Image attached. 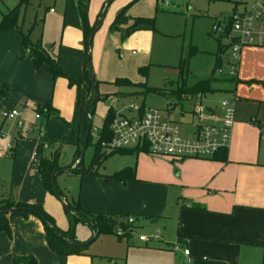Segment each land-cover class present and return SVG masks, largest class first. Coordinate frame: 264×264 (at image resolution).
<instances>
[{
  "label": "crops",
  "instance_id": "obj_1",
  "mask_svg": "<svg viewBox=\"0 0 264 264\" xmlns=\"http://www.w3.org/2000/svg\"><path fill=\"white\" fill-rule=\"evenodd\" d=\"M131 1L133 0H111V3L105 5L107 0H89L87 20L90 26L95 23L99 11L105 6L101 22L92 36L90 48L94 78L100 82L99 93L106 91L117 95L131 93V90L127 89L129 86L111 85L115 78H127L133 83H140L132 81L128 72L116 71L118 65H114L113 57L108 51L113 48V43L116 44L118 35L121 36L120 31L109 28L117 12L129 5L126 9L128 22L124 26L121 25V28H126L131 24V18H135L131 16L134 14V6L143 3L150 10L153 3V0H136L132 3ZM60 2L63 21L58 37V64L67 75L81 78L84 86L77 92L74 86L68 85L66 79L61 77L51 79L46 72L45 64L35 69L33 54L27 53V56L21 59L20 56L26 50L21 45L20 35L6 30L0 32V90L4 93L0 99V110L18 105L12 96L14 94L12 92L18 90L21 91L22 96L26 95L28 99L36 101L35 103L49 102L68 122V128L63 125L61 140L63 139L64 143L68 141L75 151L76 136L79 135V138L83 136L87 124L85 112L83 120L79 121L81 119L79 104L81 102L83 104L82 96L90 86V78L83 67V35L76 7L77 0H60ZM49 10L54 12L52 7ZM141 31L143 30L135 31L136 35L140 36ZM126 37L121 45L124 50L131 46V33ZM139 45H144L142 40H139ZM130 52L134 55V51ZM123 62L119 61V63ZM125 64L130 70L131 63ZM134 64H139V61ZM110 73L113 74V78L106 75ZM109 85L116 89L114 91L105 89ZM262 97L264 96L259 98ZM208 109L207 113L220 115L219 107ZM49 117L56 119L53 116ZM72 121L77 123L71 125ZM68 129L70 134L68 133L69 137L66 139ZM44 138L46 139L45 133ZM51 147L53 148L54 145L51 144ZM136 149L138 151L134 150L129 154L115 153L129 156V159L121 165L133 167L135 179L144 181L150 191L155 192L157 188H161L166 192L173 191L176 196L174 207L168 213L169 221H172L175 227V240L168 242L159 234L157 237L159 243L155 247V251H158L157 258L144 264H264V120L234 115V123L229 132V143L225 148L226 161H218L212 159L213 157L174 158L153 154L148 149L147 151ZM10 156L19 167L24 165L29 178L38 177L43 187L37 198L28 197L22 185H19V180H15L21 187L19 200L28 202L27 204L40 205L53 218L56 227L64 232L67 231L69 220L64 212V200L51 197V194L45 190L37 170L38 164L36 169L32 168L28 171L24 155L16 148L12 149ZM30 156L34 158L37 155L32 153ZM131 157L136 159L134 166H131ZM101 177L103 183L102 180L88 178L82 181L78 203L82 208L90 211L134 216L135 222L131 224V232L124 236L125 243L130 245L138 217L148 218L152 223L159 221L162 218L160 213L165 204V197H156L149 202V207H145V200H139L134 193L121 190V185L124 189L127 188L126 183L113 181L110 176L101 175L100 179ZM82 225L88 232L82 236L78 235L79 237L76 236V226H74V237L80 242L94 235L87 225ZM98 237L99 235L92 242ZM115 237L117 241L122 240L121 237ZM102 240L110 242L109 239ZM138 242L142 241L138 240ZM184 249L189 251V262L183 253ZM28 255H32L37 264H100L105 256L99 249H86L82 254H55L47 245L39 218L18 209L4 210L0 213V264H13L14 256Z\"/></svg>",
  "mask_w": 264,
  "mask_h": 264
},
{
  "label": "rangeland",
  "instance_id": "obj_2",
  "mask_svg": "<svg viewBox=\"0 0 264 264\" xmlns=\"http://www.w3.org/2000/svg\"><path fill=\"white\" fill-rule=\"evenodd\" d=\"M19 1L0 0V19L1 14L6 13L7 9L16 7ZM254 1L188 0L184 2L182 0H157L155 5V0H153L150 10L143 3L134 6V14L131 16L153 17L155 29L153 31L143 30L140 36L136 35L137 32L131 33V46H128L127 50L121 48L127 37L122 38L118 35L116 44L113 43V48L108 49V51L113 57L114 65H118L116 71L128 72L132 81L143 84L128 87L127 89H130L131 93L125 95H117L109 91H106V93L97 91L99 99L90 104L91 136L84 150L82 165L84 167L90 165L94 144L98 140L102 122L110 108L118 111L130 103L135 105L144 104L146 108H157L162 111L168 108L170 114H165V116L181 124V136L190 137L196 122L191 111L194 104H198V101L195 100V96L190 94H180V97L176 95L175 92L181 86V83H185L188 87L198 81L212 78L210 83L212 91L201 95V106L203 108L215 109L219 107L221 101L227 99L234 102V115L247 119L256 117L264 120V97L259 98L264 96V46H245L239 54L240 60L234 75L230 71L228 49L224 52L221 51V64L218 69L214 70V53L218 44L221 46L226 41L223 37H220L219 32L213 31V25L223 24L232 11H242L244 7L249 8ZM51 7L54 12H50L49 8ZM62 21L60 0H55V2L54 0H28L26 5L20 4L18 7L17 26L30 39L39 40L41 47L51 56H56L59 49L58 37ZM127 22L128 20L125 24ZM6 30L18 34L12 29H5L0 32L3 33ZM139 40L143 41V46L139 45ZM130 51H134V55ZM25 55L27 56L26 51L20 58L23 59ZM181 57L187 58L182 76L179 69ZM119 61L124 62L119 63ZM137 61H139V64H134ZM125 63H131V66L129 65L130 70ZM138 68L144 70L145 74L142 75ZM90 70L93 73L91 54ZM85 71L89 75L88 68ZM106 75L110 78L114 77L111 73ZM145 85L162 90V92L165 91V95L156 92L147 95L141 94ZM98 87L100 88V86ZM7 88L9 89V87ZM105 89L114 91L116 88L109 85ZM12 93H14L12 96L16 99L18 105L5 109H15L20 114L18 119L26 120V124L33 121L35 113H39L46 134V141L40 140L35 133L20 130L16 127L14 121H4L0 116V197L22 201L19 200V188L22 187L28 197L37 198L43 187L38 177L37 179L29 178L24 165L19 167V165H16L17 162L14 163V160L10 158L12 151L7 150V144L11 139L14 138L13 148L24 155V162L27 164L28 171L32 168L36 169L41 157H48L47 155L50 154L49 156H51L56 152L59 155L58 166L60 169L75 167L76 161L71 160L74 152L73 147L68 144L67 140V143H64L63 139L61 140L64 132L63 124L52 117L42 115L35 108L34 103L36 101L30 100L31 98L28 99L26 95L22 96L20 90ZM254 99H262V101L258 100V102ZM79 109H81L79 110L81 112L79 121H81L83 115H85L82 102L79 104ZM76 123L72 121L71 125ZM80 129H82V126ZM68 133L70 134L69 129L66 139L69 137ZM81 140L82 136L79 138V135H77L74 142L76 148ZM51 144L54 145L53 148ZM32 153L37 156L30 158ZM127 159H129V156L113 154L100 165L95 166L93 174H85L81 177L68 174L69 171L67 173L64 171L59 172L54 177V184L61 198H58L57 195H51V197L61 201L62 199L78 201V194L85 178L100 181L102 180V177L100 179L101 175L112 176L114 172L126 167L121 164ZM131 160V166H134L136 159L131 157ZM131 168L134 170L133 167ZM135 178L134 171V176L124 180V182L116 179H113V181L126 183L127 188L124 189V186L121 185V190H127L130 194L134 193L139 200H145V207H149V202L156 197H165V204L160 213L162 218L152 223L148 218L138 217L136 228L132 232L130 245L125 243L124 236L121 237L122 240L117 241L115 234L99 235L96 240L88 245L87 249H99L100 253L105 255L100 264H144L145 262H152L157 258L158 251H155V247L159 243L157 238L159 234L168 242H174L175 240V227L168 218V213L174 207L176 200L174 192H166L161 188H157L155 192H152L147 188L144 181ZM15 180H19V185L22 186H18ZM103 182L102 180L101 183ZM9 198H1L0 205H3L1 201L8 202ZM75 226L76 236H82L88 232L86 227L80 223ZM139 235L145 236L148 241L138 242L137 237ZM102 239H109L110 242L107 243Z\"/></svg>",
  "mask_w": 264,
  "mask_h": 264
},
{
  "label": "trees",
  "instance_id": "obj_3",
  "mask_svg": "<svg viewBox=\"0 0 264 264\" xmlns=\"http://www.w3.org/2000/svg\"><path fill=\"white\" fill-rule=\"evenodd\" d=\"M111 0H107L105 3H110ZM136 1V0H133ZM131 1V3L133 2ZM28 3V0H20L19 4L16 7L10 8L6 10V13L1 15L0 19V31L5 29H12L16 31L20 37H21V45L26 50L27 53L33 54L35 56V60L33 62V67L35 69H39V67L42 64L46 65V72L51 77V79L56 78H64L67 80V83L69 86H74L77 90V92L81 89V87L84 86V82L81 80V78H74L72 76L67 75L59 66L57 55L51 56L48 54L47 51H45L40 44V41H31L27 34L23 33L21 29L16 24V17L18 12V7L20 4L26 5ZM89 0H77L76 7L77 12L79 16V21L81 25V31L83 35V48H84V61H83V67L84 69L88 68V72H90V48H91V41L92 36L97 29L99 23L101 22V19L104 15V7L99 11L97 15V19L93 25H89V22L87 20V10H88ZM129 5L124 6L121 8L114 20L110 23V30H118L120 31L121 37L124 38L128 36L130 33H133L137 30H151L153 31L155 29L154 25V18L153 17H135L131 18V24L128 25L126 28H121V25L125 24V22L128 20V16L126 15V9ZM228 44H222L221 46L218 44L217 50L214 53L215 56V66L214 70L218 69L221 61H220V53L221 51L224 52L228 48ZM187 58H180L179 61V69L180 74L182 76L184 67H185V61ZM138 71L144 75L145 71L141 70V68H138ZM92 73V72H91ZM93 80L90 81V86L85 94L82 96V101L88 97L89 90L91 85H93L94 93L90 100L89 106H88V113L90 112V104L92 102L99 99L98 97V84L100 83L94 78V74L92 73ZM212 78L209 80H201L196 82L195 84L191 86H186L185 83H181V86L177 88L176 95L180 97V94H190L192 96H195L197 93H205L212 91L211 83ZM107 84V83H106ZM143 83H133L127 78H115L113 82H111V85L113 86H138ZM151 92H156L159 94L165 95V91L162 92V90L154 89L151 87H143V90L141 94L147 95ZM3 94V91L0 90V96ZM36 110H38L42 115L49 117L53 116L57 120H59L63 125L68 128L69 124L66 122L56 111L55 108L52 107V105L49 102L44 103H34ZM39 114V113H38ZM114 114V110L110 108L102 122L101 131L98 137L97 142L94 144V151L92 154L91 162L89 167H84L82 165V161L77 163L76 166L69 172L71 174L76 175H85V174H93V168L95 166L100 165L108 156L113 155L115 153L119 154H129L132 151L136 150V148H125L117 151H106L104 146L102 145L103 142H105L109 138L108 133V122L111 119V117ZM91 132L88 135L87 143L90 139ZM40 140H45V138H41ZM46 141V140H45ZM87 145V144H86ZM81 143L79 146L75 149L73 153V162H75L80 153ZM141 151H147L146 148H138ZM58 152L54 153V155L48 156V157H41L38 162V173L41 177V180L43 182V186L45 190L51 194L56 195L53 184L50 180L51 174L55 171L61 170L58 166ZM212 159L218 160V161H226V150H219ZM134 176V170L130 167L123 168L119 171H116L110 176L111 179H116L120 182H124V180L133 177ZM62 194V193H61ZM3 205H0V213H3L4 210L9 209H18L23 211L25 214H32L40 219L44 233L47 245L51 251H53L55 254L58 255H67V254H82L86 251L87 246L92 242V240L100 235V234H112L114 235V231L117 227H121L125 230H129L131 232V225L126 222L127 217H131L128 215H121V214H114V213H104V212H96V211H90L82 208L78 201H69L67 199L64 200L63 208L64 212L69 220V229L67 231H62L58 227L55 226L53 218L43 210V208L40 205H34V204H27L22 203L18 201H14L12 199L7 201H1ZM134 217V216H133ZM77 223H82L87 225L92 231L93 236L89 238L86 241L80 242L77 241L74 237V226ZM9 233V231L7 230ZM65 235L70 241L77 245H70L61 235ZM13 264H37L35 258L32 255L28 256H14L12 260Z\"/></svg>",
  "mask_w": 264,
  "mask_h": 264
},
{
  "label": "built area",
  "instance_id": "obj_4",
  "mask_svg": "<svg viewBox=\"0 0 264 264\" xmlns=\"http://www.w3.org/2000/svg\"><path fill=\"white\" fill-rule=\"evenodd\" d=\"M213 31L219 32L220 37L229 45L230 71L234 75L244 46H264V0H255L249 8L244 7L242 11H232L223 24L213 25ZM201 95L202 93L195 95L198 104H194L191 114L196 122L190 137L181 136V124L165 116L170 114V109L162 111L130 103L122 110L114 111L107 126L109 138L102 145L109 152L125 148H146L160 156L212 158L229 143V132L234 123V102L227 99L221 101L220 115L217 116L207 113V109L201 106ZM0 116L4 121H14L20 130L35 133L40 139L44 137V126L38 113L34 114V121L27 124L18 119L20 114L15 109H1ZM13 139L7 144L8 151L13 149ZM126 222L131 225L135 218L127 217ZM128 232L129 230L117 227L114 234L123 237ZM137 238L142 242L148 241L143 235ZM183 253L189 262L188 249H184Z\"/></svg>",
  "mask_w": 264,
  "mask_h": 264
},
{
  "label": "water",
  "instance_id": "obj_5",
  "mask_svg": "<svg viewBox=\"0 0 264 264\" xmlns=\"http://www.w3.org/2000/svg\"><path fill=\"white\" fill-rule=\"evenodd\" d=\"M92 38V37H91ZM89 78H90V81L93 80V76H92V73H91V70L89 72ZM93 93H94V88H93V85H91L90 87V90H89V95L88 97L84 100L83 102V109H84V112L86 114V118H87V124L85 126V129H84V132H83V136H82V141H81V148H80V153H79V157L78 159L76 160V164L81 162L82 159H83V154H84V150H85V147H86V144H87V138H88V135L90 134V129H91V121H90V116H89V113H88V106H89V103H90V100L93 96ZM74 168V166L70 169H61V170H58V171H55L51 174V177H50V180L53 184V188H54V191L57 195L58 198H61L60 197V194H59V191L57 190V187L55 186L54 184V177L59 173V172H62V171H71L72 169ZM70 245H77L75 243H73L72 241H70L65 235H61Z\"/></svg>",
  "mask_w": 264,
  "mask_h": 264
}]
</instances>
